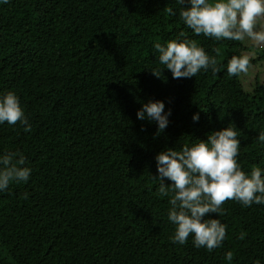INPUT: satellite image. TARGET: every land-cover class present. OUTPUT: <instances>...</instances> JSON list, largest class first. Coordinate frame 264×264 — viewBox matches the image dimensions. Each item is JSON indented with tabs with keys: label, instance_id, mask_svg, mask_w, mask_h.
I'll return each mask as SVG.
<instances>
[{
	"label": "trees",
	"instance_id": "16d2710c",
	"mask_svg": "<svg viewBox=\"0 0 264 264\" xmlns=\"http://www.w3.org/2000/svg\"><path fill=\"white\" fill-rule=\"evenodd\" d=\"M181 7L176 0H0V96L15 92L31 125L26 132L0 124V155L19 150L32 169L27 182L0 192V264H264L262 204L228 201L225 215L209 213L227 225L211 252L191 236L184 245L170 239L168 198L151 176L157 153L207 140L231 123L242 169L264 170L257 140L264 87L246 91L226 71V58L245 47L195 35L180 20ZM180 31L220 58L219 73L172 77L153 45ZM161 68L160 77L151 70ZM225 80L250 103L246 118L223 119ZM149 100L170 110L159 135L156 121L136 115Z\"/></svg>",
	"mask_w": 264,
	"mask_h": 264
},
{
	"label": "clouds",
	"instance_id": "9594fccd",
	"mask_svg": "<svg viewBox=\"0 0 264 264\" xmlns=\"http://www.w3.org/2000/svg\"><path fill=\"white\" fill-rule=\"evenodd\" d=\"M176 2L182 6L180 20L195 35L264 47V0H187V6L186 0ZM166 11L170 16L176 15L171 7ZM153 47L159 63L171 71L174 79L196 77L209 69L217 74L223 67L217 56H210L184 31L166 44L156 42ZM215 51L219 53V49ZM254 55L232 56L227 62V74H247ZM151 70L155 76H161L162 68ZM164 109L162 101L149 100L136 115L140 120L156 121V135H159L166 129L170 115V110L166 113ZM198 119L194 114L193 120ZM5 122L12 126L19 123L24 131H31L19 97L13 91L0 96V124ZM239 136L235 125L229 123L208 134L207 140L197 139L198 142L183 144L179 150L165 148L157 153V175L151 176L159 182V195L168 198V220L175 226L170 237L173 243L184 245L191 236L195 247L211 252L222 246L227 225L218 218H206L209 213L218 217L225 215L224 205L228 201L245 207L253 203L264 205V170L254 166L249 174L242 169L237 159L241 146ZM257 140L264 142V132L258 134ZM31 172L27 158L19 150L0 155V192H6L12 183L27 182ZM165 178L171 183L165 184ZM22 195L28 198L27 193ZM245 235L242 231L238 239L243 240ZM233 257L234 253L228 251L225 259L231 262Z\"/></svg>",
	"mask_w": 264,
	"mask_h": 264
},
{
	"label": "rangeland",
	"instance_id": "374dc122",
	"mask_svg": "<svg viewBox=\"0 0 264 264\" xmlns=\"http://www.w3.org/2000/svg\"><path fill=\"white\" fill-rule=\"evenodd\" d=\"M244 49H236L232 56H239L242 54H252L255 53L254 58L256 59L254 63L251 64L247 74H241L239 80L244 90L251 91L255 84H260L264 87V47H258L252 45L250 42H240ZM263 56V57H262ZM253 58V59H254ZM218 60L220 58H217ZM224 93L221 98L223 119L230 122H235L238 119L246 118L248 112L249 102H246L231 81H224ZM264 90V88H263Z\"/></svg>",
	"mask_w": 264,
	"mask_h": 264
}]
</instances>
